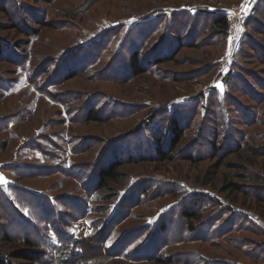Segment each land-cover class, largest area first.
<instances>
[{
    "label": "rangeland",
    "instance_id": "rangeland-1",
    "mask_svg": "<svg viewBox=\"0 0 264 264\" xmlns=\"http://www.w3.org/2000/svg\"><path fill=\"white\" fill-rule=\"evenodd\" d=\"M15 4L0 11V194L21 219L0 202L17 241L0 251L29 239L42 264L67 250L66 264H264V0ZM173 122L183 138L162 162ZM116 161L123 178L98 190ZM201 205L190 232L181 214Z\"/></svg>",
    "mask_w": 264,
    "mask_h": 264
},
{
    "label": "trees",
    "instance_id": "trees-1",
    "mask_svg": "<svg viewBox=\"0 0 264 264\" xmlns=\"http://www.w3.org/2000/svg\"><path fill=\"white\" fill-rule=\"evenodd\" d=\"M0 4H2V9L0 11L6 12V8L4 7L11 5V9H15L16 4L15 0H0ZM5 8V9H4ZM187 19H190L188 16ZM194 20V19H193ZM208 29L211 32L212 35H223L227 31L228 28V23H227V18L226 17H217L214 19H211L207 23ZM166 60H159L156 62L155 65L164 63ZM128 68L130 71L135 75L139 76L144 72V69L141 67L139 59H138V54L134 52L128 62ZM97 114V111H90L89 116H88V121L94 120V116ZM87 117V116H86ZM172 129L170 131L171 135V140L169 147L167 151H170V154H167L166 151L162 149L160 146V143L157 144V149H156V156L159 158L160 161L166 162V161H172L174 158V153L176 152V149L183 138V130L178 126L177 122L172 123ZM214 150H218V148H214ZM230 154V153H229ZM229 154H226L224 157H216L217 161L215 162L214 165H212L208 171L206 172L205 179H203V185H209L213 179L216 178V176L219 173V170L224 167L228 166V164L225 162L226 158L228 157ZM188 160H192L191 157L187 158ZM122 163L116 161L108 165L107 167L103 168H96V188L98 190H110V184H117L124 176L123 172L121 171ZM222 194L225 195L226 198L230 199L233 197V202H236V199L239 195L242 194V188L237 186L234 183H227L225 184L221 191ZM3 199L1 198L0 194V202ZM11 203V202H10ZM3 205L9 209L10 215L14 217H19L20 215L15 208H13V205H10L9 203L3 202ZM200 205V204H198ZM201 206H195L194 209L188 211L184 210L183 213L181 214L182 220L185 222L186 225V230L193 232L194 231V222L195 220L200 219V214H201ZM0 241L4 242L7 244L10 243H16L17 241H13L14 239L10 238L9 235L5 233L3 229L0 230ZM78 242V241H77ZM18 244L20 245L22 250H16V251H0V264H14V261L16 260H22L24 261L25 264H42V258L43 254H40L39 252H33L32 250L35 248H38L36 244H34L32 241L29 239H22L18 241ZM70 256L69 251L67 250L66 252H63L62 254L57 255L56 261H53L55 264H66L68 258ZM54 257V255H53ZM158 263H161V261L158 259Z\"/></svg>",
    "mask_w": 264,
    "mask_h": 264
},
{
    "label": "snow or ice",
    "instance_id": "snow-or-ice-1",
    "mask_svg": "<svg viewBox=\"0 0 264 264\" xmlns=\"http://www.w3.org/2000/svg\"><path fill=\"white\" fill-rule=\"evenodd\" d=\"M217 86L222 88L221 85H217ZM6 183H7V180L4 177L0 176V185L6 184Z\"/></svg>",
    "mask_w": 264,
    "mask_h": 264
}]
</instances>
